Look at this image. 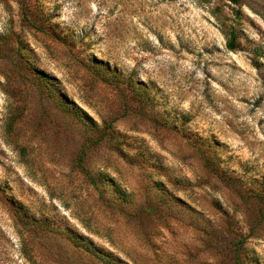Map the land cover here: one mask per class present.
<instances>
[{
    "label": "rangeland",
    "instance_id": "374dc122",
    "mask_svg": "<svg viewBox=\"0 0 264 264\" xmlns=\"http://www.w3.org/2000/svg\"><path fill=\"white\" fill-rule=\"evenodd\" d=\"M68 233L264 264V0H0V264H112Z\"/></svg>",
    "mask_w": 264,
    "mask_h": 264
},
{
    "label": "trees",
    "instance_id": "16d2710c",
    "mask_svg": "<svg viewBox=\"0 0 264 264\" xmlns=\"http://www.w3.org/2000/svg\"><path fill=\"white\" fill-rule=\"evenodd\" d=\"M233 3L238 4L240 3L241 0H231ZM230 35V47L234 48L235 47V39H236V34L233 30H231L229 33ZM37 77L41 80L44 81L45 79H47V76L44 73L41 72H36ZM85 171V173L87 174V177L89 178V181L93 184V186L96 188V190L99 192L101 198H104V191L101 188V186L98 184V180L92 176V174L90 173V171L84 166L81 165ZM107 179V178H105ZM108 181L110 182V184L113 186L114 189V195H115V200H120L122 202H129L130 201V194H128L126 191H124V189H122V187L116 182L115 179H112L111 177L108 179ZM109 201L111 202V199H109ZM150 207L147 208V210H149ZM135 215V214H132ZM88 229H91V226H88ZM96 233H98L99 231L96 230L94 231ZM68 238L76 245V246H80L82 248H84L85 250L91 252L92 254H94L95 256H97L98 258L102 259L103 261H106L108 263H112V264H129L123 261H116V259H113L107 255H104L103 253H101L100 251H98L93 245L92 242L87 241L84 237H82L81 235H76L73 233H68L67 234ZM244 243H245V238L243 235H238V236H234V240H233V254H234V263L233 264H250L246 261L245 256L243 254L244 252Z\"/></svg>",
    "mask_w": 264,
    "mask_h": 264
}]
</instances>
